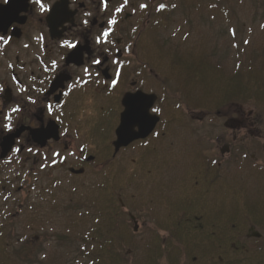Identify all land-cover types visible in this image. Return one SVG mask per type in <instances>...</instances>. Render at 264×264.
<instances>
[{
	"label": "rangeland",
	"instance_id": "1",
	"mask_svg": "<svg viewBox=\"0 0 264 264\" xmlns=\"http://www.w3.org/2000/svg\"><path fill=\"white\" fill-rule=\"evenodd\" d=\"M159 1L152 4L144 53L150 54L148 74L139 86L159 97L154 106L159 111L152 112L161 121L149 146L137 142L114 154L125 77L115 87L97 82L104 84L101 93L89 88L72 117H62L61 143L50 140L44 150L24 145L0 162V264H196L194 243L174 255L159 251L154 241L167 242L181 232L192 243L193 233L173 229L183 209L208 214V203L217 214L219 206L226 207L224 215L239 217L237 222L245 214L264 220V93L257 95L264 92V0H172L163 17ZM30 54L25 51V58ZM128 70L126 88L134 72ZM250 80L253 89L245 93ZM227 144L230 149L221 155ZM196 148L199 158L208 148L215 158L211 170L202 161L195 168L212 182L198 205L196 195L186 191L193 179L182 193L172 189L197 159ZM241 221L243 238L251 220ZM183 223L181 228L188 225ZM256 226L264 230V222ZM99 227L103 238L94 234ZM213 227L225 230L223 220ZM24 245L31 261L17 255ZM100 252L103 258L94 263Z\"/></svg>",
	"mask_w": 264,
	"mask_h": 264
},
{
	"label": "flooded vegetation",
	"instance_id": "2",
	"mask_svg": "<svg viewBox=\"0 0 264 264\" xmlns=\"http://www.w3.org/2000/svg\"><path fill=\"white\" fill-rule=\"evenodd\" d=\"M171 1H159V6H166L159 10L160 16L171 12ZM43 3L46 11L41 10L36 0H0V37L3 38L0 40V154L6 135L20 129L23 132L16 139L13 151L22 150L24 145L41 149L31 139L33 132L43 131L49 134L57 129L61 134L62 117H72L78 109V103L88 98L86 92L89 88L101 93L104 84L98 83L102 80L105 83L116 79L118 85L121 78L125 77V85L119 91L120 100L127 92H147L139 86L144 73L145 77L148 74L145 66L149 64L150 54L144 53L149 49L147 39L151 30L150 15L154 0H128L127 4L124 0H107V6L105 0H43ZM141 4L148 7L141 8ZM122 5L121 11L117 12L116 9ZM110 20H115L116 23L110 24ZM109 29L111 31L107 42H104L102 33ZM97 37H101V43H97ZM65 40L78 45L75 49L67 48L62 46ZM27 50L32 57L26 59ZM96 59L101 60V64H93ZM53 61L56 62L55 66ZM85 69L88 71L85 72ZM128 69L134 72L129 80L130 87L126 88V78L131 73ZM65 92H69V95H64ZM89 95H93V92ZM49 104L53 109L51 113L48 111ZM14 107H18L19 111L11 112ZM7 124H11L10 129L5 127ZM51 125L54 127L50 128ZM245 127L248 128L249 124H245ZM55 142L61 143L62 137ZM51 143L49 141L47 146ZM227 145L231 147V144ZM229 146L225 149H230ZM44 149L46 148L41 150ZM209 151V148L205 149L208 154L199 158V150L196 148L197 159L194 158L187 169L176 177L172 189L178 188L182 193L193 179L186 190L188 194L201 197L211 191L212 182L200 177L202 173L198 175L195 171L201 161L207 163L210 170L213 168L215 158L211 157ZM251 157L257 159L254 154ZM206 174L209 176L210 171L203 173ZM212 179L215 180L213 177ZM196 196L193 204L203 203V198L201 197V202H197ZM214 205L206 203L208 214L193 212L186 215L183 209L179 220L173 222H193L197 230L196 236L200 235L199 239L204 245L206 235L199 232L198 223L205 220L211 223L217 219ZM230 216L227 215V218ZM250 223L243 232L245 247L251 244L264 248V230L258 229L254 222ZM207 246L209 245L206 244Z\"/></svg>",
	"mask_w": 264,
	"mask_h": 264
},
{
	"label": "trees",
	"instance_id": "3",
	"mask_svg": "<svg viewBox=\"0 0 264 264\" xmlns=\"http://www.w3.org/2000/svg\"><path fill=\"white\" fill-rule=\"evenodd\" d=\"M261 67H264V61L261 63ZM254 71V70H253ZM248 75H251V71L247 72ZM251 88L253 89L252 85V80L248 81L245 86L244 92L247 93V90L251 91ZM262 91L259 92L257 91L258 97L262 95ZM252 98V97H251ZM219 209L222 213L217 214L216 216L217 219L213 220V222L209 223L205 221H200L198 223L199 225V232L203 233L206 235V240L205 244L203 245L202 242L200 241V235L196 236V228L194 227L193 222H186L184 228H180L179 230H184L187 231L188 233H193V239L192 243H190V240L187 238H182L183 233L181 232H175V234L170 236L169 240L167 242L163 241L162 237H157L154 241L157 242V247L160 249H167V253L175 251L174 255L176 254H181L185 250L190 249L189 246H191L193 243V248H195L196 252H199V255H196L193 253V260L196 262V264H201L202 262L206 264V261H213V257L215 258L213 264H264V248L263 251H261L258 247H255L251 244L247 245L245 247L242 236H241V230L242 226L238 223L242 224L241 219L245 220L243 217L238 220V222L235 219H239L236 217H231V220L229 221L227 219V215H224L226 213V207L222 208V206H219ZM186 215L188 214L187 211H185ZM246 217L251 219L254 224L261 223L262 219H259L256 217H252L249 214H245ZM229 217V218H230ZM111 220L114 218V214L110 215ZM223 220L224 225H225V230L222 232L216 231V229L213 227L214 225L220 223ZM182 224V223H180ZM100 227L97 228V231L94 230V234L97 235L99 238H103L105 232H100ZM175 230H178L176 228L175 224ZM178 230V231H179ZM189 236V235H188ZM199 239V244L197 243V240ZM159 244L161 245L159 247ZM206 244L209 246L206 247ZM192 248V249H193ZM109 250V249H108ZM189 251V250H188ZM27 250V246L24 245L23 248H20L17 252L18 257H25L27 261H31L32 257L29 256ZM190 252V251H189ZM194 252V251H193ZM244 252H246V257L244 256ZM103 254V253H102ZM101 252L100 255L96 254L95 255V262L99 261L101 258H103ZM115 257L117 258V261H120V258L117 256V253L114 252ZM230 254V255H228ZM161 254H158L160 258ZM6 257V256H5ZM172 256V260H173ZM97 260V261H96ZM158 262V261H157ZM154 264V262H153ZM157 264V263H155ZM159 264V262H158Z\"/></svg>",
	"mask_w": 264,
	"mask_h": 264
},
{
	"label": "water",
	"instance_id": "4",
	"mask_svg": "<svg viewBox=\"0 0 264 264\" xmlns=\"http://www.w3.org/2000/svg\"><path fill=\"white\" fill-rule=\"evenodd\" d=\"M156 100L155 95H146L142 92L127 93L123 99V105L125 107L121 115V124L117 128V140L114 142L116 151L121 147L129 145L136 139L147 137L155 128L159 121V118L150 114V108ZM135 127L138 130L135 131ZM18 131L15 134L8 135L2 143L3 152L1 157L4 158L12 149L14 145V139L19 136ZM51 137L50 134L43 136L44 139ZM43 144V142H42ZM135 223L134 230L138 229V223L134 216H131Z\"/></svg>",
	"mask_w": 264,
	"mask_h": 264
},
{
	"label": "snow or ice",
	"instance_id": "5",
	"mask_svg": "<svg viewBox=\"0 0 264 264\" xmlns=\"http://www.w3.org/2000/svg\"><path fill=\"white\" fill-rule=\"evenodd\" d=\"M36 2L40 5L42 11H46V9H45V7H44L43 0H36ZM124 2H125V4H127V3H128V0H124ZM105 6H107V0H105ZM122 7H123V5H122L120 8H117L116 11H117V12L121 11ZM140 7H141V8H147L148 6H147L146 4H141ZM165 7H166V6H165L164 4H161V5L159 6V9H158V10L163 9V8H165ZM84 23H87V21H84ZM109 23H110V24H115L116 21H115V20H110ZM110 31H111V29H109V30H105V31L102 33V36H103V38H104V42H107V37L109 36ZM0 40H3V38L0 37ZM97 43H101V37H97ZM77 45H78L77 43H73V42H70V41H68V40L63 41V44H62V46H66L67 48H70V49H75V48L77 47ZM101 62H102V61L99 60V59L93 60V64H96V65L101 64ZM114 62H115V63H119V61H114ZM52 64H53V66H55V65H56V62L53 61ZM87 71H88V70L85 69V72H87ZM97 75H99V73H97ZM119 75H120V72L118 71V72H117V76H119ZM84 83H87V82L85 81ZM117 83H118V81H117L116 79H113V80H112V85H113V87H115V86L117 85ZM70 90H71V89H70ZM64 95H66V96L69 95V92H65ZM29 100H31V97H29ZM17 111H19V108H18V107H14V108L11 109V112H13V113H14V112H17ZM48 111H49L50 113L53 111V109H52V105H51V104L48 105ZM152 111H153V112H157V111H159V109L153 108ZM7 118L10 119V117H7ZM5 127L10 129V128H11V124H7V125H5Z\"/></svg>",
	"mask_w": 264,
	"mask_h": 264
}]
</instances>
